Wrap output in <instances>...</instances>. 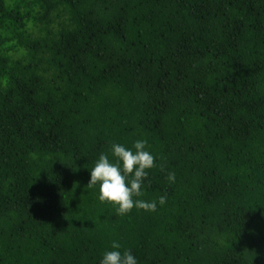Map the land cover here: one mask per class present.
Wrapping results in <instances>:
<instances>
[{
	"label": "trees",
	"instance_id": "1",
	"mask_svg": "<svg viewBox=\"0 0 264 264\" xmlns=\"http://www.w3.org/2000/svg\"><path fill=\"white\" fill-rule=\"evenodd\" d=\"M138 139L139 199L167 203L120 216L90 170ZM113 240L264 264V0H0V264H99Z\"/></svg>",
	"mask_w": 264,
	"mask_h": 264
},
{
	"label": "clouds",
	"instance_id": "2",
	"mask_svg": "<svg viewBox=\"0 0 264 264\" xmlns=\"http://www.w3.org/2000/svg\"><path fill=\"white\" fill-rule=\"evenodd\" d=\"M146 139L134 141L131 147L120 143L111 144L110 160L107 154L101 153L94 167L90 170L88 187L99 184L98 200L115 208L116 214L124 216L133 208L145 212H155L157 206L167 203V196L161 195L156 200L139 199L145 191L149 170L156 167V157L148 150ZM165 169L161 166V171ZM166 179L175 183V172L168 171ZM121 249V244L113 240L111 250H106L99 264H138L131 250Z\"/></svg>",
	"mask_w": 264,
	"mask_h": 264
}]
</instances>
